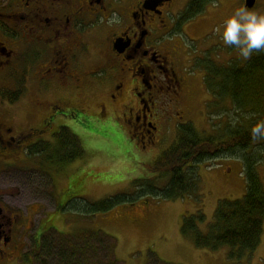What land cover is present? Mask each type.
<instances>
[{
  "label": "flooded vegetation",
  "instance_id": "flooded-vegetation-1",
  "mask_svg": "<svg viewBox=\"0 0 264 264\" xmlns=\"http://www.w3.org/2000/svg\"><path fill=\"white\" fill-rule=\"evenodd\" d=\"M191 1L0 0V163L48 174L43 164L58 159L32 149L59 145L63 130L77 136L109 117L134 147L148 151L161 142L185 103L209 93L206 69L199 85L191 62L196 55L203 67L212 61L217 43L201 41L210 36L212 15L228 13L202 0L209 2L203 11L184 19ZM193 26L201 44L195 50L187 33ZM35 156L42 161L28 167ZM4 195L0 264H19L32 220Z\"/></svg>",
  "mask_w": 264,
  "mask_h": 264
},
{
  "label": "rangeland",
  "instance_id": "rangeland-1",
  "mask_svg": "<svg viewBox=\"0 0 264 264\" xmlns=\"http://www.w3.org/2000/svg\"><path fill=\"white\" fill-rule=\"evenodd\" d=\"M241 5H244L243 0H216L208 4V8L216 10L225 6L228 10L225 15L218 12L212 15L208 28L211 29L210 36L201 41L207 46L217 43L218 47L210 52L215 67L242 66L247 61L235 46L226 48L220 34L215 31L222 18ZM253 9L264 10V0H257ZM187 33L190 39H194V42H189L191 47L194 50L201 47L197 40L200 33L195 26L190 27ZM207 54L204 58L211 60ZM202 60L203 56L199 59L196 55V60L191 62L193 68H190L199 85L206 71ZM200 69L205 70L204 73ZM194 97L185 103L183 118L172 123V118H169L170 124L164 128V139L148 151L134 147L122 127L108 123L114 122L109 117L93 123V130H76L85 150L82 158L61 163L59 168L49 162L43 164V169L51 177L42 172H31L26 166L19 169L0 163L3 199L15 205L21 214L26 215L29 209L32 220L25 235L24 258L19 264H36V260L43 257L35 258L32 253L39 250L41 235L51 229L59 235L101 230L115 241V257L121 264H148L152 256L167 264H264V232L260 247L254 252L243 253L238 259L229 258L232 251L229 246L216 252L199 249L192 238L183 236L181 232L184 216L202 212L206 222L199 228L202 233H208L219 202L245 196L247 180L243 158L229 156L198 164L197 191L183 199L146 201L139 198L137 180L145 178L160 187L167 183L157 181L156 175L149 172L146 165L155 162L177 141L179 124L191 123L201 136L209 137L222 135L229 127L248 128L251 120L259 116L252 115L249 108L239 110L229 97L220 101L210 98L209 93H195ZM259 101L263 103L264 98ZM253 148L264 154V141ZM39 161L42 157H32L27 166L30 167L31 162L36 165ZM257 171L264 185V155ZM124 194L132 196L133 201L120 204L107 213L89 215L85 212L86 207L93 203ZM56 202L59 209H56ZM43 259L46 264H56L50 257Z\"/></svg>",
  "mask_w": 264,
  "mask_h": 264
},
{
  "label": "trees",
  "instance_id": "trees-1",
  "mask_svg": "<svg viewBox=\"0 0 264 264\" xmlns=\"http://www.w3.org/2000/svg\"><path fill=\"white\" fill-rule=\"evenodd\" d=\"M207 3L192 0L184 19H193ZM215 66L212 61H207L204 66L207 72L204 83L210 98L220 101L229 97L239 110L249 108L252 115L259 114L258 118L252 119L248 128L229 127L222 135L209 137L201 136L191 123L179 124L177 141L155 162L146 165L157 181L167 183L160 187L145 178L135 183L141 199L175 201L197 191L198 164L229 156L243 158L247 180L245 196L237 200H221L208 233H202L199 228L206 222L202 212L184 216L181 228L182 235L192 238L197 248L216 252L229 246L232 248L229 258L238 259L243 253L254 252L260 247L264 232V185L257 171L264 154L253 148L264 141V137L254 138L251 131L257 122L264 121V102L259 101L264 98V50L254 51L251 59L242 66ZM57 138L61 140L59 145L39 146L31 153H47L50 158L53 155L58 164L83 157L85 151L77 136L63 130ZM133 199L126 194L108 198L86 207L85 212L89 215L107 213ZM115 245V241L101 230L59 235L51 229L41 235L39 250L32 256L50 257L56 264H121L115 257ZM43 257L36 260V264H46ZM148 264L167 263L152 256Z\"/></svg>",
  "mask_w": 264,
  "mask_h": 264
},
{
  "label": "clouds",
  "instance_id": "clouds-1",
  "mask_svg": "<svg viewBox=\"0 0 264 264\" xmlns=\"http://www.w3.org/2000/svg\"><path fill=\"white\" fill-rule=\"evenodd\" d=\"M215 31L225 45L239 49L244 60L251 59L254 51L264 50V10L249 8L245 3L223 17ZM251 131L254 138L264 137V121L257 122Z\"/></svg>",
  "mask_w": 264,
  "mask_h": 264
},
{
  "label": "water",
  "instance_id": "water-1",
  "mask_svg": "<svg viewBox=\"0 0 264 264\" xmlns=\"http://www.w3.org/2000/svg\"><path fill=\"white\" fill-rule=\"evenodd\" d=\"M256 1L257 0H244V2L247 4V6L249 7V8H254L255 7V5H256Z\"/></svg>",
  "mask_w": 264,
  "mask_h": 264
},
{
  "label": "crops",
  "instance_id": "crops-1",
  "mask_svg": "<svg viewBox=\"0 0 264 264\" xmlns=\"http://www.w3.org/2000/svg\"><path fill=\"white\" fill-rule=\"evenodd\" d=\"M210 252V251H209Z\"/></svg>",
  "mask_w": 264,
  "mask_h": 264
}]
</instances>
